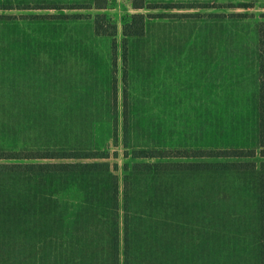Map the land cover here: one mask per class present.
<instances>
[{
    "label": "trees",
    "instance_id": "trees-1",
    "mask_svg": "<svg viewBox=\"0 0 264 264\" xmlns=\"http://www.w3.org/2000/svg\"><path fill=\"white\" fill-rule=\"evenodd\" d=\"M41 1L30 9L60 14L29 20L70 29L66 94L48 90L50 42L0 54V264H264V21L127 0L177 13L125 16L118 42L101 13L115 0ZM158 67L165 93L135 97L132 75L151 91ZM182 82L199 113L178 131Z\"/></svg>",
    "mask_w": 264,
    "mask_h": 264
},
{
    "label": "rangeland",
    "instance_id": "rangeland-1",
    "mask_svg": "<svg viewBox=\"0 0 264 264\" xmlns=\"http://www.w3.org/2000/svg\"><path fill=\"white\" fill-rule=\"evenodd\" d=\"M38 1V0H37ZM43 1V0H42ZM41 1V2H42ZM50 0H44V2H48ZM51 0L50 2H52ZM160 0H158V3ZM165 4H168L170 0H164ZM173 2L179 4H205L206 6H219L217 9L206 10L203 9L201 13H216V14H224L225 17L232 13H241L244 14L247 12L249 15H253L255 20L264 21V0L256 2L255 0H174ZM254 3V7L249 10L245 11L243 9H230L229 6H237L238 4L244 3ZM38 3V2H37ZM36 5V0H0V16H6L10 18H14L13 20H0V38L5 41L2 43L0 41V54H4L5 60L4 65L9 62L11 56L14 58L22 59L24 53L28 51V49L34 48L35 44L34 41H43L50 42L46 44V48L49 49L53 53H57L58 57L55 60H52L53 65V72L51 73L49 80L50 86L48 88L50 96L62 95L66 94L65 87L67 83V73H68V62L66 60L65 52L68 51L70 48L69 46H65V39L67 38L68 32L70 31L69 27L65 23H60L56 25L54 20H29V16H48V15H58L60 12L51 11V10H34L30 8H34ZM185 6V5H184ZM184 13H193L195 10L190 11H183ZM68 14L69 12H64ZM80 14H88L89 12H79ZM101 13L106 14L109 18L116 24L117 26V41L120 42L121 40V26H122V19L125 16L133 15L136 13L142 14H174L177 13V10L167 11L163 9L151 10V11H135L131 7V3L127 0H115L113 4H111L106 10L102 11ZM55 28V29H53ZM240 28V27H239ZM16 29V33H18V43L12 44L8 43L9 39L12 36L13 30ZM55 31V32H54ZM45 48V47H42ZM106 47H101L99 51L101 52L102 56L105 57L106 55ZM13 52L20 53V54H11ZM21 62L19 61L16 66L21 67ZM120 66V61L118 63ZM22 68V67H21ZM101 73V71H100ZM154 77L157 76V80H155L151 86L152 90L147 91L142 87V80H141V73H134L133 82L134 88L132 90L135 97L142 99L143 97L151 96L158 98L159 95L164 94L163 92V79H164V72L159 69L155 72L153 71ZM120 71L119 77L120 78ZM99 81H105L107 76L101 73L98 75ZM184 84L181 88V100L183 102L182 107L178 104L176 106V122L180 121V126L177 130L184 129L188 127V123L185 122V115L187 113V117L189 118L186 120H192L195 122L196 117L198 116L199 109L195 110V91L191 86L193 83L190 82H182ZM157 87L158 89H154ZM118 91L119 96H121V84H118ZM180 93V92H179ZM162 98V97H161ZM161 98H159L160 104L154 107V110L147 109L148 112L154 113V115H159L162 112L161 106ZM137 110V109H136ZM105 134V133H104ZM11 140V136L6 134ZM4 133H1V137H5ZM8 140V141H9ZM121 134L118 132V139L116 138L111 139L109 141V152L113 154L116 152L117 158L115 161L119 168L124 164V160L122 158V147H121ZM16 144H9L7 145L10 148H14ZM264 160L263 158L257 159V161ZM119 177L121 178L122 173L121 170L118 172Z\"/></svg>",
    "mask_w": 264,
    "mask_h": 264
}]
</instances>
